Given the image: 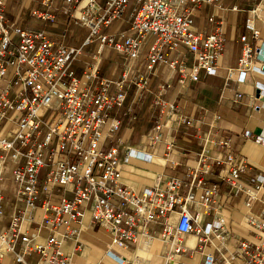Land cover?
<instances>
[{"label": "built area", "instance_id": "1", "mask_svg": "<svg viewBox=\"0 0 264 264\" xmlns=\"http://www.w3.org/2000/svg\"><path fill=\"white\" fill-rule=\"evenodd\" d=\"M5 1L0 0V181L8 162L15 205L9 223L0 231V258L3 252H11L15 263L29 264L25 257L36 252L38 264H70L60 245L64 240L77 242L82 219L88 213L91 224L107 229L111 240L106 251L120 262L125 258L116 249H127L129 242L148 249L156 226L158 238L167 248L165 264H170V253L184 251L179 239L187 233L200 235L198 242L211 244L223 258L218 262L212 253L202 252L199 264H264V218L249 209L253 201H264V176L257 175L254 186L240 179L247 161L232 151L229 138L205 139L222 151L216 162L221 165L217 182L224 184L223 190L217 183H207L206 176L213 170L204 144L196 165L182 176L162 175L154 185L140 190L121 180V165L132 157L153 159L148 152L139 155L116 137L122 116L131 121L135 118L134 106L125 107L121 116L115 113L124 108L131 87L135 97L153 96V123L144 136L150 145L164 142L170 148L162 133L164 113H175L178 123L188 127L200 122L183 114L178 103L164 98L170 84L159 82L152 90L150 73L159 63H167L180 82L197 81L200 72H217L226 38L219 25L209 33L198 30L194 13L203 3L219 5L220 0H41L43 9L31 11L34 18L53 25L60 15L87 29L78 47L53 40L44 29L16 25L4 13ZM252 1L244 20L249 36L239 37L240 56L237 65L226 70L224 86L230 80L244 82L249 71H261L255 64L259 47L254 44L259 38L255 19L260 0ZM231 9L239 8L233 5ZM122 21L128 22L134 35L114 28ZM66 32L64 28L61 36ZM148 38L147 72L129 75L122 71L116 78L97 73L104 47L136 59ZM91 44L96 45V51L77 74L76 56ZM179 45L187 55L169 58ZM236 97L242 93L237 92ZM219 117L214 111L210 127ZM243 135L250 137V132ZM173 166L171 160L169 167ZM240 195L248 208L244 219L257 239L252 251L246 242L235 239L221 213V196ZM2 199L0 187V216L4 213ZM195 205L201 206L202 213L211 210L212 220L200 225L199 212L191 213ZM177 207L178 220L172 226L169 216ZM31 224L36 230L28 233L25 228ZM41 228L47 230L43 242L36 239ZM233 241L236 247L225 256ZM131 264L148 263L136 256Z\"/></svg>", "mask_w": 264, "mask_h": 264}, {"label": "crops", "instance_id": "2", "mask_svg": "<svg viewBox=\"0 0 264 264\" xmlns=\"http://www.w3.org/2000/svg\"><path fill=\"white\" fill-rule=\"evenodd\" d=\"M21 1L6 0L4 2V13L10 21L22 28L44 29L53 40L63 43H65V38L61 34L66 28V35L67 33L75 34L79 42L78 46L81 45L87 34L86 28L67 23L60 15L56 16L57 22L53 25L40 20L39 25L32 26L30 24V19L33 18L31 11L40 8L36 7L37 5L32 7L35 0H25V3H21ZM99 2L102 3L103 0H99ZM253 2L255 1L220 0L219 5L203 3L195 11L194 24L198 30L209 33L219 25L226 38L224 49L218 57V69L215 74L200 72L197 81L186 79L180 82L178 74L172 71L167 63H159L152 69L150 88L155 91L159 82L170 84L171 86L164 98L178 103L183 114L200 120L195 126L188 127L178 123L175 113H164L162 115L164 122L162 133L170 143L169 149L166 148L168 145L164 142L150 145L144 137L153 123L155 113L152 109L153 96L145 94L144 97H135V89L133 87L129 89L124 108L118 109L115 113L121 116L125 107L134 106L135 118L131 121L127 115L122 116L120 134L123 138L120 140L134 147L139 155L148 152L153 155V159L145 161L139 156L132 157L127 163H123L121 165V180L124 184L140 190L145 186L154 185L162 175L182 176L188 169L196 165L198 152L204 144L208 148V161L213 170L206 176L207 183H217L219 189L223 190L224 184L217 182L221 165L216 162L222 156V151L205 140H220L223 137L229 138L232 143V151L247 161V168L240 175L242 181L247 185L254 186L256 184L255 177L257 175L264 176V0H260V10L255 19L259 38L254 41V44L259 47V59L255 61V64L261 67V71H249L244 82L237 83L230 80L227 86H224L226 70L235 67L240 56L239 37L241 35L249 36L244 27V20L246 9L251 7ZM233 5L239 9L232 10ZM219 21L220 23H218ZM128 26V22L122 21L115 24L114 28L126 30L129 34L134 35ZM61 37L62 39H60ZM150 41L151 39L148 38L140 56L136 59H129L107 46L104 47L99 53L96 65L97 73L103 77L116 78L122 71H126L129 75L147 72L146 55ZM67 45L75 46L74 44ZM95 51V44L82 48L74 62V70L77 74H80L82 69L87 66L90 55ZM175 55L179 58L186 56L185 47L177 46L170 52L169 58ZM237 92H241L242 97H236ZM253 104L257 107L253 108ZM204 111H208V113L205 115ZM214 111L220 117L215 125L210 127L209 124ZM245 131L250 132V137L243 135ZM257 137L261 141L257 140ZM171 160L175 163L173 167H169ZM56 194L57 196L61 195L59 189ZM221 204L225 226L232 231L235 239L246 242L249 245L248 249L254 250L257 239L252 227L244 219L248 209L244 204V197L242 195L236 197L221 196ZM13 209L14 206L9 212L8 221L12 217ZM249 209L256 216L264 218V201H253ZM195 210L199 212L198 223L200 225L212 220L213 213L211 210L202 213L200 205H195V209H191V213L195 214ZM178 216L177 207L169 216V222L172 226L176 224ZM35 230L34 224L25 228L28 233ZM153 230L155 239L148 249L142 247L140 243L133 242L128 243L127 249H116L125 258L124 261L120 262L106 251L111 240L107 229L91 224L89 214L86 213L82 219L77 242L72 243L70 240H64L60 245V250L66 255L70 264H131L136 256L145 258L148 264H165L167 248L165 243L158 238L159 228L154 226ZM46 235L47 230L41 228L36 239L43 242ZM199 237L200 235L195 233L183 234L179 243L184 251L170 253V264L183 262L199 264L202 252L212 253L216 261L221 262L223 260L221 255L215 251L211 244L199 243ZM213 241L216 243L217 239L213 238ZM235 243L236 241L232 242L225 252V256L233 251V248L236 247ZM12 257L11 252H3L0 264H21L15 263ZM25 260L29 264H38V254L32 252L25 257Z\"/></svg>", "mask_w": 264, "mask_h": 264}, {"label": "rangeland", "instance_id": "3", "mask_svg": "<svg viewBox=\"0 0 264 264\" xmlns=\"http://www.w3.org/2000/svg\"><path fill=\"white\" fill-rule=\"evenodd\" d=\"M40 1L41 0H35V3L32 4V7H35L37 5L36 7L43 9ZM60 1L61 0H58V2H60ZM25 2H26L25 0L21 1V3H25ZM30 20H31L30 24L32 26L39 25V21H40L39 19L33 17ZM63 38H65L64 39L65 44H74L75 46H78V44H79V42L76 39V35L73 33H70V34L67 33V35ZM60 39H62V37ZM116 137L118 139L123 138V136H121V134H120V130L117 132ZM40 176H42V172H41ZM0 187H1V190L3 193L2 205H3V208L5 209V212L0 216V231H3L6 228L7 224L9 223V221H8L9 220V212L12 211V208L14 206V201H15V192H14L15 185H14L13 179L11 177L10 166H9L8 162H5V164H4L2 179L0 181Z\"/></svg>", "mask_w": 264, "mask_h": 264}, {"label": "trees", "instance_id": "4", "mask_svg": "<svg viewBox=\"0 0 264 264\" xmlns=\"http://www.w3.org/2000/svg\"><path fill=\"white\" fill-rule=\"evenodd\" d=\"M63 18H64V20L67 22V19H66L65 17H63ZM65 21H64V22H65ZM67 23H68V22H67Z\"/></svg>", "mask_w": 264, "mask_h": 264}]
</instances>
